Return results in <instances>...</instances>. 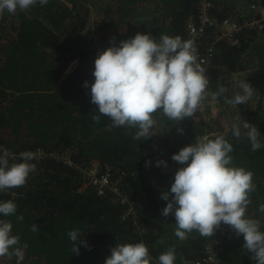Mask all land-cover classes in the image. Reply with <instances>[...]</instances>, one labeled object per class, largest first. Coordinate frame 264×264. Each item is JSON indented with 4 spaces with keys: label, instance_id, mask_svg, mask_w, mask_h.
Returning a JSON list of instances; mask_svg holds the SVG:
<instances>
[{
    "label": "trees",
    "instance_id": "16d2710c",
    "mask_svg": "<svg viewBox=\"0 0 264 264\" xmlns=\"http://www.w3.org/2000/svg\"><path fill=\"white\" fill-rule=\"evenodd\" d=\"M94 1L48 0L45 5L37 2L27 12L17 11V21L10 32L5 24H0V128L26 125L33 135H29L30 141L22 140L15 148L8 134L3 136L0 132V148L11 151L10 164L20 162L19 154L24 151L36 156L30 161L36 170L29 173L24 186L0 191V202L12 201L17 206L14 215L0 214V220L11 221L12 234L20 237L21 245H28L21 264H104L115 245L138 242L148 247L150 264H158L159 255L173 246L175 264H189L203 254L207 240L212 241L219 264H255L251 253L242 246L243 235L237 237L229 226L222 223L212 237L193 231L181 241L175 236L174 216L161 215L167 203L161 193L170 189L175 171L184 166L173 161L172 154L193 143L197 136L214 139L224 133L216 129L213 121L195 119L200 115L196 111L180 122L183 132L179 133L177 125L158 111L153 114L154 134L137 141L133 139L137 129L114 127L106 116L99 122L92 119L98 109L91 102L90 85L99 52L137 32L156 38L161 34L178 35L189 40L187 25L190 20L200 21L202 0H111L113 4L103 7L101 18L95 23L103 32L102 40L91 44L86 37L92 28L88 25ZM207 1L210 19L221 22L230 18L243 25L256 0ZM144 5L154 9L147 18ZM107 14L113 19L104 18ZM242 28L236 33L239 44L231 45L214 37L213 26H205L202 47L211 43L214 46L208 65L211 82L225 79L230 86L228 79L235 74H240L235 78L242 80L246 70L264 68V30ZM228 92L231 91L217 97L218 102L232 99L234 94ZM237 114L239 120L230 122L228 129L240 126L241 136L236 138L227 131L225 139L233 148L229 153L232 166L253 173L255 191L250 193L246 214L258 219L264 232V213L258 211L259 205L264 204V146L253 151L242 127L243 120L257 126L264 145V108L259 103L240 104ZM164 148L170 150L166 153ZM39 150L43 151L37 154ZM67 151L71 165L57 156ZM158 160L165 161L167 167L156 166ZM92 163H97L98 172L109 168L115 178H120L121 190L135 201L134 218L122 219L125 207L109 190L99 194L94 186L81 188L82 169ZM18 216H23V220H18ZM33 223L40 229L38 232L31 231ZM77 228L85 232L80 240L89 245L86 248L78 244L79 255L71 252L72 242L67 235ZM3 260L11 261L0 257V263ZM12 262L16 264V258Z\"/></svg>",
    "mask_w": 264,
    "mask_h": 264
},
{
    "label": "clouds",
    "instance_id": "9594fccd",
    "mask_svg": "<svg viewBox=\"0 0 264 264\" xmlns=\"http://www.w3.org/2000/svg\"><path fill=\"white\" fill-rule=\"evenodd\" d=\"M37 2L45 5L48 0H0V15L5 11L9 14H16L18 10L27 12ZM205 73L198 61L194 41L183 40L178 35L161 34L156 38L137 32L96 56L90 96L98 114L92 119L99 122L106 116L114 127L137 129L133 139L141 141L154 134L151 132L156 124L153 114L159 111L177 125V132L182 133L180 122L193 116L205 99L210 82ZM236 86L240 91L227 102L247 103L254 88L246 80H237ZM84 87H89L87 81ZM227 91L220 86L212 94L213 99ZM242 127L253 151L264 146L257 126L243 120ZM227 131L236 138L241 136V127L232 125L214 139L197 136L193 143L172 154V160L184 166L175 171L170 189L161 193V199L167 202L161 215L174 216L175 236L181 241L193 231L202 237H212L223 223L237 237L243 235L242 246L251 253L250 259L255 264H264L261 223L246 214L251 203L250 193L255 191L253 173L232 166L229 153L233 148L225 139ZM0 152V191L24 186L29 173L36 170V165L30 162L36 158L35 153L21 152L20 162L10 164L9 150L0 148ZM162 165L167 167L165 161H156V166ZM16 208L12 201L0 202V214L5 217L14 215ZM258 211L264 213V204L259 205ZM17 219L22 221L23 216ZM12 227L11 221L0 220V257H15L16 264H21L28 245L20 244V237L12 234ZM39 230L33 223L31 231ZM84 233L78 228L67 233L72 253L79 255L78 244L89 248L86 241L80 240ZM175 260L173 246L159 255L158 264H175ZM104 264H150L149 249L143 242L117 244L111 248V255L106 257Z\"/></svg>",
    "mask_w": 264,
    "mask_h": 264
},
{
    "label": "built area",
    "instance_id": "2783aa9c",
    "mask_svg": "<svg viewBox=\"0 0 264 264\" xmlns=\"http://www.w3.org/2000/svg\"><path fill=\"white\" fill-rule=\"evenodd\" d=\"M209 6L207 0H202V12L199 22L189 21L188 35L189 40L194 41L195 47L198 53V61L201 63L202 67L206 70V75L210 80V74L208 71V65L211 63L212 57L214 55V46L206 45L202 47L204 39L206 37V32L204 28L206 25L213 26V35L217 40H226L227 43L231 45H238L239 39L236 33L242 30V26L249 28L248 30L262 31L264 30V0H256L250 5L249 18L244 20L243 25L235 22V20L230 18H225L221 22L217 19H210L207 14L206 9ZM205 35V36H204ZM211 81V80H210ZM43 150H39L37 154L42 153ZM59 159L63 160L65 163L71 165L72 161L69 158V151L65 155H57ZM83 174V185L81 188L86 186H94L97 189V193H101L104 190H109L118 202L124 206V211L121 215L122 219H127L130 217H135L136 207L135 201L125 192L121 190L119 185L120 178H115L109 168H105L101 172H98L97 166H88L82 169ZM8 190V189H6ZM189 264H219V258L217 257L212 241L207 240L203 247V254L197 259L191 261Z\"/></svg>",
    "mask_w": 264,
    "mask_h": 264
},
{
    "label": "rangeland",
    "instance_id": "374dc122",
    "mask_svg": "<svg viewBox=\"0 0 264 264\" xmlns=\"http://www.w3.org/2000/svg\"><path fill=\"white\" fill-rule=\"evenodd\" d=\"M88 4H91V2ZM106 4L107 7H110V4H113V2L111 0H95L93 4L95 6H92L90 9V23L88 27L92 26V28L90 29V31L88 30L86 38L87 41H89L91 44H96L99 42V40H102L103 32L101 29L96 27L95 23H97V20L101 18V12L103 11L102 9ZM154 6L156 8V5ZM143 9L147 11V18L149 16V10L146 7H144ZM136 12L138 11L136 10L135 13ZM16 14H9L7 11H5L3 15H0V24H5L8 32H10L11 27L17 21ZM104 18L113 19L110 14L105 15ZM119 29L120 27L114 29L113 34L116 33ZM2 58L3 57H0V60H2ZM238 75L240 74H235V77ZM235 77L228 79V82L231 85L226 87L228 91L232 92V94L240 91V89L236 86L237 78ZM242 80H246L254 88L253 95L247 103L251 106L257 105L259 103L264 108V68L254 67L246 70L242 76ZM214 85L215 83H211V81L209 82V86L205 94V99L202 101L200 108L197 110L200 115L195 116V119L203 120L204 122L213 121L214 125H217L216 129L219 130V132H225L230 126V122L239 120V114H237L239 105L234 107L233 104L227 102L228 100H230L228 98L219 102L217 99H213L212 94L215 92ZM215 88H217L218 90L219 87L215 86ZM231 92H228V94L231 95ZM8 97L14 100L13 96L8 95ZM7 103L8 105H10L11 102ZM221 123L226 124V127H223ZM31 131L32 130H30V128H28L26 125L24 128H0V132L3 136H6L8 134V140L13 143L12 145L15 148L22 143V140L27 142L32 139L31 136H29L32 135ZM9 136L11 140L9 139ZM169 150V148H164V151L166 153ZM63 155H65V153H63ZM94 165L99 168L97 163H92L90 167ZM13 258L15 257H12L11 261L8 263L6 262V260H3L0 264H13Z\"/></svg>",
    "mask_w": 264,
    "mask_h": 264
},
{
    "label": "crops",
    "instance_id": "0c3cea01",
    "mask_svg": "<svg viewBox=\"0 0 264 264\" xmlns=\"http://www.w3.org/2000/svg\"><path fill=\"white\" fill-rule=\"evenodd\" d=\"M144 6L149 10V14L151 13L149 16H151L154 13L153 7L151 8V6H149V5H144ZM222 80H223V86L226 88L227 84H226V80L225 79L216 80L215 82L212 81L211 83H215L216 87H220V86H222V84H221ZM216 90H217V88H215V92H216ZM221 124H222L223 127H226V124H223V123H221Z\"/></svg>",
    "mask_w": 264,
    "mask_h": 264
}]
</instances>
